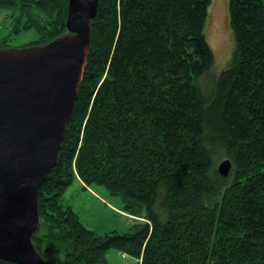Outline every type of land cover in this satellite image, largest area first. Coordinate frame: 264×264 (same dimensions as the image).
<instances>
[{
    "label": "trees",
    "instance_id": "16d2710c",
    "mask_svg": "<svg viewBox=\"0 0 264 264\" xmlns=\"http://www.w3.org/2000/svg\"><path fill=\"white\" fill-rule=\"evenodd\" d=\"M68 3L0 0V10L12 33L35 29L25 47H39L68 33ZM211 5L99 0L78 99L38 196L32 242L45 261L106 264L117 249L136 264H264V0H229L235 51L221 71L206 37ZM75 179L121 197L134 231L89 229L61 204Z\"/></svg>",
    "mask_w": 264,
    "mask_h": 264
},
{
    "label": "water",
    "instance_id": "95a60500",
    "mask_svg": "<svg viewBox=\"0 0 264 264\" xmlns=\"http://www.w3.org/2000/svg\"><path fill=\"white\" fill-rule=\"evenodd\" d=\"M99 0H69L68 33L44 46H0V258L51 264L32 242L38 196L56 166L92 45ZM230 159L218 171L227 177Z\"/></svg>",
    "mask_w": 264,
    "mask_h": 264
},
{
    "label": "rangeland",
    "instance_id": "374dc122",
    "mask_svg": "<svg viewBox=\"0 0 264 264\" xmlns=\"http://www.w3.org/2000/svg\"><path fill=\"white\" fill-rule=\"evenodd\" d=\"M11 25L8 14L0 10V46L2 48L21 49L38 37L35 29L12 33ZM6 37L7 39L3 41ZM206 37L215 53V70L221 71L229 65H227L228 60L232 59L235 51V39L229 18V0H212ZM61 204L70 206L89 229L101 235L113 231L122 234L131 233L139 221L136 217L124 212V202L121 197L111 195L104 186L86 187L79 179H75L66 189L61 197ZM136 262L134 257L117 249L107 251L106 264H136Z\"/></svg>",
    "mask_w": 264,
    "mask_h": 264
},
{
    "label": "bare ground",
    "instance_id": "6f19581e",
    "mask_svg": "<svg viewBox=\"0 0 264 264\" xmlns=\"http://www.w3.org/2000/svg\"><path fill=\"white\" fill-rule=\"evenodd\" d=\"M81 85V84H80Z\"/></svg>",
    "mask_w": 264,
    "mask_h": 264
}]
</instances>
